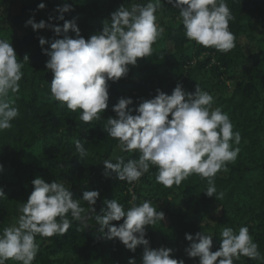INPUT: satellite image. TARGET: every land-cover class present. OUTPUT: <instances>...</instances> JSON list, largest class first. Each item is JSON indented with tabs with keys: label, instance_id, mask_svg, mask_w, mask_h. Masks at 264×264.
I'll use <instances>...</instances> for the list:
<instances>
[{
	"label": "trees",
	"instance_id": "16d2710c",
	"mask_svg": "<svg viewBox=\"0 0 264 264\" xmlns=\"http://www.w3.org/2000/svg\"><path fill=\"white\" fill-rule=\"evenodd\" d=\"M133 2L145 4L147 0H0V39L12 43L18 60L29 57L22 69L20 90L10 95L20 115L12 121L11 129L0 132V187L5 193L0 198V231L15 223L19 206L33 191L32 180L43 178L49 183L64 182L74 198L82 199L83 193L91 190L99 191L100 198L95 213L89 212L90 220L73 221L65 235L37 236L39 252L33 264H128L129 259L142 264L144 246L132 252L119 239H104L99 225H94L105 200L117 199L127 210L133 195L136 204L148 199L161 204L158 211L165 214L162 221L146 226L145 238L151 240L152 249L171 248L172 258L199 264L198 257L190 258L185 251L191 243L186 234L212 235V251H216L224 227L238 231L246 226L264 257V0H226L234 17L229 28L236 38V46L227 53L188 40L177 20L179 10L162 0L157 15L165 32L153 44L152 56L138 58L137 65H129L127 76L118 82L109 81L108 108L100 113L101 120L84 124L79 120L80 110L73 112L52 99L53 73L46 68L50 57L43 48L51 51V43L63 38L53 27H63L64 20H75L87 40L102 30L113 12ZM41 3L46 5L44 9L38 8ZM66 3L73 10L57 11ZM61 15L64 20L59 19ZM32 18L50 27L35 31L26 26ZM69 36L75 38V32L70 31ZM40 37L48 41L43 48ZM243 40L256 44L253 54H246ZM178 83L187 92H194L198 83L214 97L213 107L229 115L233 131L241 134V143L233 145L240 148L237 159L227 164V172L222 170L214 178L217 193H223L221 200L207 196L208 179L196 174L172 187L156 182L155 167L134 185L119 181L115 173L107 178L104 175L103 161L112 158L114 151L125 161L139 156L120 153L118 141L105 131L107 118L116 117L113 106L120 98H131L129 109L138 108L142 101L154 98L158 89L171 95ZM228 83L233 84L231 95ZM76 140L88 156L79 157ZM81 206L89 208L84 201ZM81 223L88 227L84 229ZM112 223L118 226L123 220ZM234 264H264V260L241 256Z\"/></svg>",
	"mask_w": 264,
	"mask_h": 264
},
{
	"label": "clouds",
	"instance_id": "9594fccd",
	"mask_svg": "<svg viewBox=\"0 0 264 264\" xmlns=\"http://www.w3.org/2000/svg\"><path fill=\"white\" fill-rule=\"evenodd\" d=\"M179 10L177 20L190 41L205 48H214L223 53L231 51L235 36L229 23L234 19L226 0H167ZM41 3L38 8L44 9ZM162 0H147V3H131L121 6L104 22L102 30L85 39L75 20H64L63 27L54 26V32L62 39L51 43V51L43 48L48 41L40 37L43 51L50 59L46 68L53 73L50 83L52 99L66 105L73 112L80 110L79 120L84 124L101 120L100 113L108 108L109 81L118 82L127 76L129 65H137L138 58L151 57L153 44L164 35L165 29L158 23L157 13L162 9ZM73 10L69 4L57 7L65 13ZM33 30L50 27L45 21L37 23L34 18L26 22ZM75 32V38L69 32ZM7 40L0 39V132L12 128V121L20 115L13 106L10 95L20 90L24 76V62ZM158 94L142 101L138 108L129 109L131 98H120L113 106L116 117H108L104 129L108 136L117 140L120 153H138V159H129L113 152L105 159V177L115 173L119 181L130 185L138 182L149 172L157 169L155 180L164 187L179 186L189 176L196 174L208 179L206 194L223 198L217 193L215 176L227 172V164L235 162L240 148L241 134L233 131L229 115L220 107H213L214 97L196 84L194 92L184 90L177 84L171 95L157 90ZM136 114L133 115L132 112ZM171 117V118H169ZM80 158L89 155L84 145L75 141ZM0 171L3 165L0 164ZM33 191L27 202L19 206L15 223L0 231V264L12 260L17 264H33L39 252L36 237L65 235L73 221L90 220L89 212L95 213L100 198L97 190L85 191L82 199L74 198L64 182L43 178L32 180ZM131 191V188L129 189ZM5 196L0 187V198ZM125 207L117 199L105 200L102 214L95 215L98 232L104 239H119L125 247L135 252L144 246L142 264H185L183 259L172 258L173 249H152L146 239V226H152L165 217L150 200ZM87 202L89 208L81 206ZM69 215L71 219H69ZM118 226L113 221H121ZM84 227L88 224L81 223ZM202 226V225H201ZM100 237L98 236L97 239ZM219 250L212 251L213 236L198 232L186 234L190 245L185 249L190 258H199V264H234L241 256L262 259L259 245L254 242L249 228L241 226L238 231L224 227L220 233ZM128 264H136L129 259Z\"/></svg>",
	"mask_w": 264,
	"mask_h": 264
},
{
	"label": "rangeland",
	"instance_id": "374dc122",
	"mask_svg": "<svg viewBox=\"0 0 264 264\" xmlns=\"http://www.w3.org/2000/svg\"><path fill=\"white\" fill-rule=\"evenodd\" d=\"M258 36L262 37V33H258ZM242 46L244 47L245 52H246L247 55L253 54L255 52V49H256V44L255 43H251V42H249L247 40H243L242 41ZM169 47L172 48V45H169ZM228 86H229V89H230L229 95H231L233 90H234L233 89V84L232 83H228ZM149 198H150V195H149ZM148 200H150V199H148ZM150 201L152 202L153 206L157 208V210L161 207V204L155 203L154 201H152V199ZM148 240H149V242L151 241L150 239H148Z\"/></svg>",
	"mask_w": 264,
	"mask_h": 264
}]
</instances>
